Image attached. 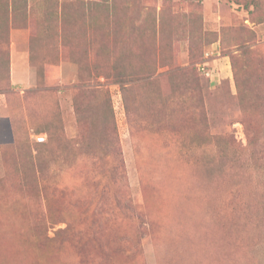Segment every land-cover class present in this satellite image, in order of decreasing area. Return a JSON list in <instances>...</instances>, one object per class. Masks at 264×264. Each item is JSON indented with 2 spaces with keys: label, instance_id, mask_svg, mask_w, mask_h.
I'll list each match as a JSON object with an SVG mask.
<instances>
[{
  "label": "rangeland",
  "instance_id": "obj_1",
  "mask_svg": "<svg viewBox=\"0 0 264 264\" xmlns=\"http://www.w3.org/2000/svg\"><path fill=\"white\" fill-rule=\"evenodd\" d=\"M0 264H264V0H0Z\"/></svg>",
  "mask_w": 264,
  "mask_h": 264
},
{
  "label": "crops",
  "instance_id": "obj_2",
  "mask_svg": "<svg viewBox=\"0 0 264 264\" xmlns=\"http://www.w3.org/2000/svg\"><path fill=\"white\" fill-rule=\"evenodd\" d=\"M24 41H13L12 43V61H11V78L15 89L23 90L31 88L37 83V72L34 66L29 65L26 59L27 53L25 51L18 50L19 44ZM22 57L18 59V54Z\"/></svg>",
  "mask_w": 264,
  "mask_h": 264
},
{
  "label": "trees",
  "instance_id": "obj_3",
  "mask_svg": "<svg viewBox=\"0 0 264 264\" xmlns=\"http://www.w3.org/2000/svg\"><path fill=\"white\" fill-rule=\"evenodd\" d=\"M246 6L249 7L250 3L246 4ZM94 68H95L96 72H99L98 70L101 67L96 65ZM206 68H207V70L209 69L208 67H206ZM126 69H127V65L122 63L120 66L119 65H111L110 67L104 68L102 72L106 75L107 78H113L115 80V82L119 83L122 88H125L124 82H125L126 78L124 77V75L128 74L127 72L125 73ZM198 69H199V67H198ZM176 71L185 72L187 70L182 69V68H178ZM84 72H85V69L79 70V77H78L79 79H78V82H77V85L75 86V88L80 89L82 87V85L84 84V82H86V81L92 82L93 81V76L88 75L86 77ZM185 73H188V72H185Z\"/></svg>",
  "mask_w": 264,
  "mask_h": 264
},
{
  "label": "built area",
  "instance_id": "obj_4",
  "mask_svg": "<svg viewBox=\"0 0 264 264\" xmlns=\"http://www.w3.org/2000/svg\"><path fill=\"white\" fill-rule=\"evenodd\" d=\"M200 70H202L204 72V74H206V76H211V71L207 70L206 67L203 66H198ZM37 141L42 142L45 140V137L43 135H37L36 136Z\"/></svg>",
  "mask_w": 264,
  "mask_h": 264
}]
</instances>
